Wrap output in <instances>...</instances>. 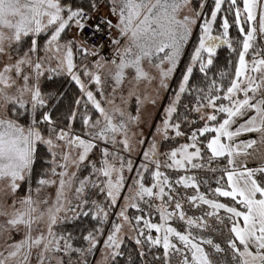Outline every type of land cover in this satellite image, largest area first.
I'll use <instances>...</instances> for the list:
<instances>
[{"label":"snow or ice","instance_id":"1","mask_svg":"<svg viewBox=\"0 0 264 264\" xmlns=\"http://www.w3.org/2000/svg\"><path fill=\"white\" fill-rule=\"evenodd\" d=\"M197 4L0 0V264H264V0Z\"/></svg>","mask_w":264,"mask_h":264},{"label":"trees","instance_id":"2","mask_svg":"<svg viewBox=\"0 0 264 264\" xmlns=\"http://www.w3.org/2000/svg\"><path fill=\"white\" fill-rule=\"evenodd\" d=\"M238 2H239V0H238ZM193 5L195 7H198L197 0H193ZM213 6H214V0H206L205 10H204L205 14L210 16V10ZM225 7H226V4H225ZM105 11H107V9H105ZM228 17H229V22L231 24L232 23V14L229 13ZM221 20H222V15L218 14L216 24L214 25L217 34L219 32V26H220ZM229 31H230V34L233 36V38L238 37L239 33H238L237 29L235 28V26L231 27ZM198 34H199V27L197 26L193 31V35H192L191 39L189 40L188 44L186 45V47L184 49V54L181 58V62L177 68L176 73L174 74L171 81H169L170 88H169L168 95L166 97V102H167L168 97L171 93V90L175 89L177 86L178 78L180 77L181 71L184 68L185 64L189 60V56L193 50V46L198 42L197 41ZM261 44L263 46L262 42H261ZM218 53H219V61L218 62L221 65H223L224 61H225V57L228 55V50L226 47H222L221 49L218 50ZM61 83L64 85V87H66L68 89L67 95H68L69 99H71V97L73 95H79L77 87L74 84L69 85L67 83V78H55L53 81L47 83L46 90H52L53 88L58 87ZM74 127L76 129H79L80 124L78 121L74 124ZM41 166L48 167V165H45L42 160L38 161V163L36 165L37 170H39L41 168ZM36 178L37 177H34V182H35ZM34 186H35V184H34ZM88 223H90V221H88L85 218H81V221L79 223H69L68 225H66V227L69 230H73V229H78L79 227H81V225L88 224ZM118 260H119V264H124V258H118Z\"/></svg>","mask_w":264,"mask_h":264},{"label":"rangeland","instance_id":"3","mask_svg":"<svg viewBox=\"0 0 264 264\" xmlns=\"http://www.w3.org/2000/svg\"><path fill=\"white\" fill-rule=\"evenodd\" d=\"M262 43H263V46H264V42H262ZM168 92H169V90L164 91V92L161 93L160 101H159V103H158V105L156 107H153L151 105H147L146 106L147 112H150L152 114V118L148 121L147 125H145V124L141 125V128L144 130L145 135H148L149 133L155 131V124L159 123L160 118H161V116L163 114V105L167 103L166 102V97L168 95ZM243 138H247V136L242 137V139ZM149 139H150V136H149ZM145 147H146V145H145ZM135 159L137 161H139L140 157L136 156ZM49 191L54 195V192H55L54 187L50 188ZM95 198L98 199L101 202H104V197L102 195L101 196H96ZM118 210H119L118 207L113 208V209L110 210V216H109L110 221L116 219L115 213ZM102 248H103V245L101 243V245H98V250L95 253V256L92 258L93 259V264H94V262L96 260L100 259ZM33 264H35L34 259H33Z\"/></svg>","mask_w":264,"mask_h":264},{"label":"built area","instance_id":"4","mask_svg":"<svg viewBox=\"0 0 264 264\" xmlns=\"http://www.w3.org/2000/svg\"><path fill=\"white\" fill-rule=\"evenodd\" d=\"M105 55L107 54V52L104 53Z\"/></svg>","mask_w":264,"mask_h":264}]
</instances>
